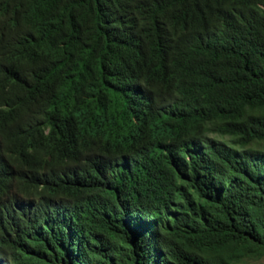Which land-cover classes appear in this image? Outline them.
<instances>
[{"label": "trees", "instance_id": "trees-1", "mask_svg": "<svg viewBox=\"0 0 264 264\" xmlns=\"http://www.w3.org/2000/svg\"><path fill=\"white\" fill-rule=\"evenodd\" d=\"M37 1L21 15L0 0L27 51L56 46L0 109V264L263 258L264 0H70L65 33L42 25L61 0ZM14 65L0 64V95ZM100 90L117 106L105 122ZM69 115L104 137L96 166H68L73 146L42 158Z\"/></svg>", "mask_w": 264, "mask_h": 264}, {"label": "clouds", "instance_id": "clouds-1", "mask_svg": "<svg viewBox=\"0 0 264 264\" xmlns=\"http://www.w3.org/2000/svg\"><path fill=\"white\" fill-rule=\"evenodd\" d=\"M11 8L16 11L17 14L26 15L37 4V0H10ZM210 0H196L198 10H201ZM12 11V10H11ZM13 12V11H12ZM72 15L70 7V0H61L59 5H55L49 8L48 12L43 14L42 25L47 29H51L56 23L60 33L67 28L68 20ZM81 15L83 25L92 26V17L94 15ZM89 19V20H87ZM22 22L33 29V25L29 21L22 19ZM33 40V36L26 34L22 31L16 18H6L0 21V64L4 62L6 58H13L15 65L11 71V77L6 86L3 88V92L0 95V109L7 108L9 102L14 97L16 90L21 92L22 89H26L27 86H32L37 79L39 82L43 78V65L45 59L51 49L56 46L50 43H38L32 51H27ZM95 105L97 107L96 120L98 122H105L110 118V114L117 108L116 104L108 101L102 94V91L95 92L93 95ZM53 116L48 117V125L40 126L44 129L45 134H48L52 125L50 122L53 120ZM62 126L65 127L62 136L57 139L54 151L46 154L41 153L42 158L45 161L52 159L54 156L64 154L65 150L69 146L78 148L69 151V158L67 164L70 167H76L78 165L83 166H96L101 160L105 159L104 147L105 140L103 136L94 137L89 133H86L80 128V123L75 115H69L68 119L61 120ZM17 134L20 139L25 143H30L28 138V130L25 125H17Z\"/></svg>", "mask_w": 264, "mask_h": 264}, {"label": "rangeland", "instance_id": "rangeland-1", "mask_svg": "<svg viewBox=\"0 0 264 264\" xmlns=\"http://www.w3.org/2000/svg\"><path fill=\"white\" fill-rule=\"evenodd\" d=\"M239 264H264V257L257 259V258H246L242 260Z\"/></svg>", "mask_w": 264, "mask_h": 264}, {"label": "bare ground", "instance_id": "bare-ground-1", "mask_svg": "<svg viewBox=\"0 0 264 264\" xmlns=\"http://www.w3.org/2000/svg\"><path fill=\"white\" fill-rule=\"evenodd\" d=\"M167 79V78H166ZM29 132V131H28ZM30 133V132H29ZM38 154V153H37ZM49 175V174H48Z\"/></svg>", "mask_w": 264, "mask_h": 264}]
</instances>
